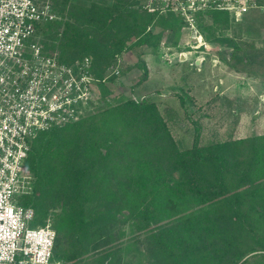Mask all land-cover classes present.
<instances>
[{
    "label": "trees",
    "instance_id": "trees-1",
    "mask_svg": "<svg viewBox=\"0 0 264 264\" xmlns=\"http://www.w3.org/2000/svg\"><path fill=\"white\" fill-rule=\"evenodd\" d=\"M256 4L264 7V0ZM54 9L62 17L37 28L44 51L67 64L90 57L94 76L111 83L138 66L139 86L147 76L144 59L123 65L120 58L129 51L151 55L166 31L171 42L186 30L176 13L149 12L139 0H54ZM230 18L226 11L204 12L198 25L206 35ZM205 38L221 41L211 33ZM241 50L236 45L230 59V51L219 55L247 72L254 55ZM107 94L78 121L31 140L26 167L34 186L25 202L35 210L33 225L50 220L56 230L54 258L264 264V132L204 140L194 120L190 142L177 131L178 109L163 106L156 93ZM178 95L186 108L189 98Z\"/></svg>",
    "mask_w": 264,
    "mask_h": 264
},
{
    "label": "built area",
    "instance_id": "built-area-1",
    "mask_svg": "<svg viewBox=\"0 0 264 264\" xmlns=\"http://www.w3.org/2000/svg\"><path fill=\"white\" fill-rule=\"evenodd\" d=\"M140 1L149 12L172 11L182 18L191 41L199 43L195 48L207 46L200 13L226 11L241 20L257 7L256 0ZM57 18L54 0H0V264H65L54 258L51 221L31 226L35 210L25 199L34 179L26 160L39 132L94 109L95 86L105 81L92 73L90 57L67 64L44 51L38 25Z\"/></svg>",
    "mask_w": 264,
    "mask_h": 264
},
{
    "label": "rangeland",
    "instance_id": "rangeland-1",
    "mask_svg": "<svg viewBox=\"0 0 264 264\" xmlns=\"http://www.w3.org/2000/svg\"><path fill=\"white\" fill-rule=\"evenodd\" d=\"M200 31L207 46L195 48L199 43L191 41L186 30L174 34L169 42L170 32L166 31L159 49L151 55L140 56L137 51L124 54L119 60L123 65H134L144 59L146 79L136 86L144 71L135 66L114 83L105 81L96 85L92 100L108 98L107 92L110 96L124 94L135 99L156 93L163 106L178 109L181 127L177 131L190 142L197 133L194 120H200L204 140L263 133L264 7L251 9L241 20L230 18L227 27L213 26L206 35ZM209 33L221 41L207 40L205 36ZM236 45L243 49L241 53L254 55L247 62V72L230 68L219 55L230 51L231 54L227 53L230 59ZM101 89L106 90L103 91L106 96ZM180 92L189 98L186 108L181 106Z\"/></svg>",
    "mask_w": 264,
    "mask_h": 264
},
{
    "label": "water",
    "instance_id": "water-1",
    "mask_svg": "<svg viewBox=\"0 0 264 264\" xmlns=\"http://www.w3.org/2000/svg\"><path fill=\"white\" fill-rule=\"evenodd\" d=\"M199 62V60H197V63Z\"/></svg>",
    "mask_w": 264,
    "mask_h": 264
}]
</instances>
